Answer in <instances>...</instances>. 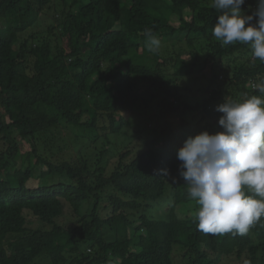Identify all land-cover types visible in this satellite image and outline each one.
<instances>
[{
	"label": "trees",
	"instance_id": "obj_1",
	"mask_svg": "<svg viewBox=\"0 0 264 264\" xmlns=\"http://www.w3.org/2000/svg\"><path fill=\"white\" fill-rule=\"evenodd\" d=\"M218 14L212 0H0V264H264V216L245 235L198 230L178 171L189 136L222 130L217 105L264 82L250 45L212 35ZM145 29L186 36L164 60ZM210 61V96L185 101L179 81ZM126 128L138 138L118 149Z\"/></svg>",
	"mask_w": 264,
	"mask_h": 264
},
{
	"label": "clouds",
	"instance_id": "obj_2",
	"mask_svg": "<svg viewBox=\"0 0 264 264\" xmlns=\"http://www.w3.org/2000/svg\"><path fill=\"white\" fill-rule=\"evenodd\" d=\"M244 3L212 0L219 13L212 35L222 46L250 45L264 62V0L250 14ZM144 35L147 50L157 53L161 40L151 29ZM256 89L260 95L226 97L216 107L222 130L189 136L178 150L179 176L198 206L197 228L206 234L245 235L264 216V82Z\"/></svg>",
	"mask_w": 264,
	"mask_h": 264
},
{
	"label": "rangeland",
	"instance_id": "obj_3",
	"mask_svg": "<svg viewBox=\"0 0 264 264\" xmlns=\"http://www.w3.org/2000/svg\"><path fill=\"white\" fill-rule=\"evenodd\" d=\"M256 5H257V0L255 2V6ZM185 36L186 35H183L182 38L181 37L180 38L174 37V38H171L168 42L162 43L160 46V53L162 55V59L165 60L167 57H169L168 53L170 51H172L173 49H177V46H176L177 40H184ZM175 42H176V44H175ZM184 47H185V44H184ZM249 54L251 57H254L253 52L249 53ZM182 56L184 58H187V59L189 58V56L186 55V52L184 54H182ZM213 69H214V66L212 65V61H210V63L208 64V66L206 67V69L204 71L196 73V74L191 75V76L184 77L183 79H181L179 81V83H180L179 89L181 91L182 98L185 101L195 104L197 102L203 101L204 98H207L208 96H210L209 87H210V78H211L212 74L214 73ZM174 72H175L174 66L171 64L168 65L167 72H166L167 76L174 79L175 78ZM223 80H224V75H223L222 81ZM227 97L232 98L231 95H227ZM243 98H241V99H243ZM221 103H223V102H221ZM221 103H219V104H221ZM144 111H145L144 108L143 109L140 108V109L135 110L131 114L132 119L139 123L138 116L144 115V113H145ZM62 129H63V127L60 128V131H62ZM125 130L126 131H123L122 134L119 133L118 135L113 137L114 143L118 144V149L121 148L122 150H124L128 143H130L131 141H135L138 138V136H136L134 134L132 129L126 128ZM61 134L64 135L63 132H61ZM23 148L24 149H26V148L30 149V146H29V144H27V145H24ZM77 149H78V147H76L75 149H72L71 152H73V154H74L75 152H77ZM54 151H58V148L57 147L54 148ZM70 155L71 154L68 152H66V153L63 152V155H57L55 157V159L57 157H58L57 160L63 159L62 157H66V156H70ZM114 161L116 162V159H114ZM106 202L109 203L108 201H106ZM194 205H195L194 203H188L182 207L186 208V209H189V208L191 209ZM74 220L75 219H74V215H73L72 211L70 210V208H67L64 216L59 220V222L61 224L73 225L75 223ZM33 227H36V225H33ZM179 260H180V258H179ZM236 262H237L236 258H224L221 261H219L217 264H236Z\"/></svg>",
	"mask_w": 264,
	"mask_h": 264
}]
</instances>
